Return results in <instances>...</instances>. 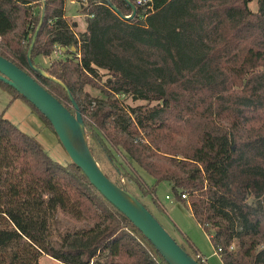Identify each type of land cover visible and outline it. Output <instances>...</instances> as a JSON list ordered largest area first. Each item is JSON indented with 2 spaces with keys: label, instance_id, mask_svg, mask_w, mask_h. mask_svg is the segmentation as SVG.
I'll return each instance as SVG.
<instances>
[{
  "label": "trees",
  "instance_id": "16d2710c",
  "mask_svg": "<svg viewBox=\"0 0 264 264\" xmlns=\"http://www.w3.org/2000/svg\"><path fill=\"white\" fill-rule=\"evenodd\" d=\"M87 1L78 8L84 28L75 34L63 0H0V56L73 114L51 79L61 82L79 109L93 159L96 149L157 211L155 188L168 183L221 264H264V0H255L254 12L251 0H106L116 12L105 0ZM39 20L30 61L51 79L26 61ZM54 51L63 58L48 67L34 61ZM0 86L52 131L31 104ZM85 86L102 99L89 100ZM126 98L144 104L128 106ZM118 156L129 167L116 164ZM56 215L87 226L57 234L55 247ZM185 243L190 253L178 246L204 264ZM40 257L167 264L78 168L51 160L0 115V264H37Z\"/></svg>",
  "mask_w": 264,
  "mask_h": 264
},
{
  "label": "rangeland",
  "instance_id": "374dc122",
  "mask_svg": "<svg viewBox=\"0 0 264 264\" xmlns=\"http://www.w3.org/2000/svg\"><path fill=\"white\" fill-rule=\"evenodd\" d=\"M248 9L252 12L256 11L257 5L255 0H251L248 3ZM79 5L77 3L70 4L68 1L63 2L64 17L69 24H74L73 31L75 34L82 31L84 28L83 18L78 13ZM63 56L54 51L49 57L38 56L34 61L42 68L48 67L49 63L54 60L62 59ZM105 79V73L99 71ZM89 100L102 99L101 93L90 86L83 88V95ZM11 94L0 86V115L11 124H13L22 133L31 137L37 145L46 153V155L56 163L65 165L69 159L62 146L56 139L54 133L30 110L27 104L18 98H11ZM124 104L128 106L142 105L144 102L133 101L130 98L124 99ZM96 157V164L100 171L115 185L124 188L127 192L133 195L142 205H144L151 213L153 218L159 223L168 236L177 244L182 245L187 253H190L188 246L185 243V239L196 248L198 255L201 256L204 264H221L216 252L212 249L206 236L199 227L193 221L189 210L186 205L175 199L170 190V185L166 182L159 183L155 188L154 199L161 211H157L151 204L150 198L142 197L137 191L136 187L128 182L126 178H119L115 171L108 165L106 160L102 157L96 149L93 150ZM124 160L121 157H117L116 164L121 167L124 166ZM127 167L128 164L125 163ZM132 168L141 179V181L149 186L153 180L142 172L138 167L131 164ZM122 172V171H121ZM54 224V234L52 237V243L55 247L58 246L57 234L65 231H70L79 227H86L85 223H74L61 215H56ZM37 264H59L47 257H40Z\"/></svg>",
  "mask_w": 264,
  "mask_h": 264
},
{
  "label": "water",
  "instance_id": "95a60500",
  "mask_svg": "<svg viewBox=\"0 0 264 264\" xmlns=\"http://www.w3.org/2000/svg\"><path fill=\"white\" fill-rule=\"evenodd\" d=\"M106 4L110 10L116 12L107 1ZM129 6L133 12V6ZM40 23L41 20L32 35L26 52V61L30 70L44 78H50L43 71L32 66L30 61V51ZM51 80L65 91L73 114H70L26 71L18 69L0 56V81L17 92L48 121L69 161L84 174L90 185L140 232L167 264H197L168 236L133 195L112 183L100 171L87 147L84 127L76 103L61 82Z\"/></svg>",
  "mask_w": 264,
  "mask_h": 264
},
{
  "label": "built area",
  "instance_id": "2783aa9c",
  "mask_svg": "<svg viewBox=\"0 0 264 264\" xmlns=\"http://www.w3.org/2000/svg\"><path fill=\"white\" fill-rule=\"evenodd\" d=\"M64 1H68L70 4L77 3L79 6H83V7L86 6V5L88 4V1H87V0H63V2H64ZM93 3L98 4L97 1H93ZM144 3H145L144 0H136V1H135V5H136V6H142ZM181 198H184V196H181ZM195 258H196V259L199 258L200 261H201L202 263H204V261L202 260V258L200 257V255H196Z\"/></svg>",
  "mask_w": 264,
  "mask_h": 264
},
{
  "label": "crops",
  "instance_id": "0c3cea01",
  "mask_svg": "<svg viewBox=\"0 0 264 264\" xmlns=\"http://www.w3.org/2000/svg\"><path fill=\"white\" fill-rule=\"evenodd\" d=\"M198 227V226H197ZM195 248V247H194ZM196 249V248H195ZM197 251V250H196ZM197 253H198V251H197ZM199 254V253H198ZM205 263V262H204ZM221 263V262H220Z\"/></svg>",
  "mask_w": 264,
  "mask_h": 264
}]
</instances>
